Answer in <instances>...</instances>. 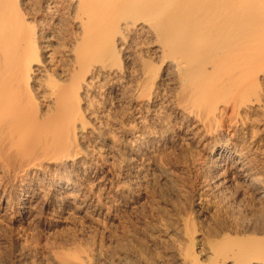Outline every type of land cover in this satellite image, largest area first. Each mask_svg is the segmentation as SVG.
I'll use <instances>...</instances> for the list:
<instances>
[{
	"label": "bare ground",
	"instance_id": "1",
	"mask_svg": "<svg viewBox=\"0 0 264 264\" xmlns=\"http://www.w3.org/2000/svg\"><path fill=\"white\" fill-rule=\"evenodd\" d=\"M0 248L264 264V0H0Z\"/></svg>",
	"mask_w": 264,
	"mask_h": 264
},
{
	"label": "rangeland",
	"instance_id": "2",
	"mask_svg": "<svg viewBox=\"0 0 264 264\" xmlns=\"http://www.w3.org/2000/svg\"><path fill=\"white\" fill-rule=\"evenodd\" d=\"M174 161H175V160H174ZM174 161H173V162H174ZM168 187H169V185H168L167 187H165V188H168ZM149 188H151V187L146 188V194H147V196H146V198H145V200H144L145 204H144V202H143L144 205H143V204H142L143 206L141 205V207H144V209H142V208L140 209V208H139V209H138L139 212L137 211L136 214H134L135 216H134V215H130V214H129V216H128V215H126L127 213H121V214H120V217H121V221H122V223H123V226H127V227H129V226L132 224L131 221H133V222H134V221H136V222L138 221V223L140 222L139 224L136 223V222L133 223V224H134L133 226H135V227L138 228V227H140V225H142V226H146V225H147L146 221L148 222V224H149V222H150V224H151L152 222H153V223H155V222L157 223L158 221L161 220L162 217H164V219H165V214H164V213H167V212L172 213V212H173L172 214L174 215V211H173V210H168V209H169V206H168L164 201H162V199H160L158 195H156L157 192H155L154 190H152V188L150 189V193L152 192V193L150 194L151 196H149V192H148V191H149ZM169 188H170V187H169ZM147 189H148V190H147ZM153 191L155 192V194H153ZM152 195L155 196V197H153ZM157 196H158V197H157ZM148 197H151V198L149 199ZM146 199H149L150 202L152 201V199H154V200L152 201V203H154V204H152V205H153L154 207H156L157 205L159 206L158 208H157V207L154 208V207L152 206V207H153V211H154L153 213H154V214H153V213L151 214V212H152V207L150 206L151 203L149 202V203H148L149 205H148V204L146 203L148 200H146ZM159 199H160L161 201H160ZM156 200L159 201L160 203H158ZM163 202H164V203H163ZM155 204H156V205H155ZM163 204H166V206L163 205ZM147 205L150 206V207H148ZM162 205H163V208H164V207L166 208V209L164 208L166 211H165V210H162V209H161V210L159 209L160 206L162 207ZM167 206H168V207H167ZM145 208L148 209V210H149V208H150L151 211H150V210L147 211ZM140 210H142V211H140ZM157 210L160 211V216H162L161 218H160V216L158 217V215H159V214H158L159 211H157ZM161 211H162V212H161ZM163 211H164V212H163ZM141 212L144 214V216H143V214H141ZM149 212H150V213H149ZM157 212H158V213H157ZM138 213L141 214V217H142V218H140V215H139V216L137 215ZM169 213H168V214H169ZM172 214H171V215H172ZM125 215H126V216H125ZM146 215H147L148 217H146ZM150 215H153V216H150ZM154 215H155V216H154ZM163 215H164V216H163ZM127 216H128L130 219H126ZM130 216H131V217H130ZM128 217H127V218H128ZM135 217H136V218H135ZM149 217H150V219H149ZM151 217H152V221H150V220H151ZM156 217H157V219L160 218V220L158 219V221H157ZM123 218H125L126 221H125V219H123ZM144 218H145V220L148 218V220L145 221ZM154 218H155V219H154ZM122 219H123V220H122ZM131 219H132V220H131ZM136 219H137V220H136ZM127 220H128V222H130L131 224L128 223ZM129 220H130V221H129ZM143 220H144V221H143ZM154 220H155V221H154ZM172 220H173V219H172ZM172 220H170V222H171ZM123 221H125V222H123ZM173 222H174V221H172L171 223H173ZM126 223H127V224H126ZM143 223H144V224H143ZM145 223H146V224H145ZM171 223H170V224H171ZM136 224H137V225H136ZM133 226L131 225L129 228H135V227H133ZM115 227H116V231H115V232H116V233H119V230H118V229H120V227H117V226H115ZM114 230H115V228H114ZM117 230H118V231H117ZM1 248H3V246H2ZM1 248H0V254L3 253L2 255H4V251H3V249H1ZM1 250H2L3 252H1Z\"/></svg>",
	"mask_w": 264,
	"mask_h": 264
}]
</instances>
